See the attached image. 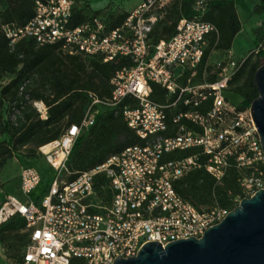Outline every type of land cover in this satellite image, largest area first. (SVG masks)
<instances>
[{"label":"built area","instance_id":"2783aa9c","mask_svg":"<svg viewBox=\"0 0 264 264\" xmlns=\"http://www.w3.org/2000/svg\"><path fill=\"white\" fill-rule=\"evenodd\" d=\"M176 1L180 0H146L114 30L98 19L71 28L77 0L38 1L36 15L26 26L4 28L12 47L33 39L40 46L60 44L64 53L73 56H102L105 63L127 57L132 63L111 80L110 98L95 99L80 125L40 148L57 172L47 193L28 205L11 196L2 202L0 225L16 214L27 221L31 243L23 264H71L73 259L113 264L117 256H137L149 241L165 248L177 239L201 238L231 210L216 206L200 212L176 192L174 183L194 171L203 170L222 183L235 164L247 171L240 179L245 198L264 190V152L251 109L240 108L227 97L236 63L213 73L214 82L207 69H201L208 40L218 33L217 28L198 16L183 19L172 39L151 44L155 27ZM196 7L205 13L203 1ZM255 54H264V42ZM152 84L167 91L170 103L161 105L151 99ZM127 98L137 105L124 107L125 120L145 145L129 147L68 181V158L81 133L95 124L96 106L116 108ZM35 107L46 118L45 105L37 102ZM190 150L196 152L166 159ZM99 175L108 180L113 194L110 204L96 195ZM20 181L22 192L30 195L42 177L36 169L25 167Z\"/></svg>","mask_w":264,"mask_h":264},{"label":"trees","instance_id":"16d2710c","mask_svg":"<svg viewBox=\"0 0 264 264\" xmlns=\"http://www.w3.org/2000/svg\"><path fill=\"white\" fill-rule=\"evenodd\" d=\"M38 1L47 0H0V175L9 161L20 157L40 158V148L59 140L73 125H80L87 108L95 99L105 100L112 96L111 80L115 74L124 67L132 66L127 57L105 63L102 56H73L64 53L60 44L40 46L33 39L21 40L12 47L4 28L26 26L36 15ZM200 1L206 7L203 15L197 12L196 6ZM253 14L262 17L261 25L254 32L255 46L245 58L236 62L228 88V93L240 97L239 106L243 109L250 108L259 96L254 77L264 64V54L256 55L255 50L264 42V0H259L254 6ZM128 16V12L110 8L94 11L88 0H77L70 26L75 28L98 19L106 29L114 30ZM197 16L218 30V33L210 36L201 64L202 72L207 69L210 82H214L216 74L228 63L208 65L212 54L231 52L236 37L242 31L235 0L174 2L168 8L166 19L155 27L151 44L155 46L160 41H169L183 19L192 20ZM152 89L151 99L154 102L161 105L170 103L166 90L157 84H152ZM37 102H42L47 108L46 118L35 107ZM136 105L137 102L127 98L122 106L116 108L96 106L102 111L95 124L81 133L68 158L66 166L71 173L65 175L68 181L103 165L129 147L145 145L129 128L123 114L125 106ZM195 152L173 153L167 155L166 159L185 158ZM246 173V170L233 164L222 183H218L207 172L194 171L176 181L174 188L200 212L216 206L232 211L238 206L235 200L246 197L240 184V179ZM3 187L0 179V192ZM95 192L105 204L111 203L113 194L104 175L96 178ZM30 243L27 221L20 214L0 225V245L9 263L23 264ZM71 264L87 262L73 259Z\"/></svg>","mask_w":264,"mask_h":264},{"label":"water","instance_id":"95a60500","mask_svg":"<svg viewBox=\"0 0 264 264\" xmlns=\"http://www.w3.org/2000/svg\"><path fill=\"white\" fill-rule=\"evenodd\" d=\"M259 92L250 109L264 152V64L254 77ZM113 264H264V190L244 198L201 238L177 239L162 247L146 242L137 256Z\"/></svg>","mask_w":264,"mask_h":264},{"label":"rangeland","instance_id":"374dc122","mask_svg":"<svg viewBox=\"0 0 264 264\" xmlns=\"http://www.w3.org/2000/svg\"><path fill=\"white\" fill-rule=\"evenodd\" d=\"M92 9L94 11H100L103 9L110 8L113 11L118 12H131L134 7L142 2V0H88ZM259 0H236V5L238 7L239 19L242 24V31L236 37L232 50L229 53H215L218 57L217 64L227 62L228 66L232 63L240 61L245 58L248 53L253 49L255 42L254 30L257 27L256 19L252 16V9L258 3ZM214 54V53H213ZM227 97L236 105H241V99L239 96L228 93ZM102 111L100 109L99 113ZM43 156V155H41ZM36 160H40L39 164L34 165V168L40 173L42 183L40 186L33 191L30 195H25L17 184V180L12 181V183H7L6 189L7 193L9 191L14 192L17 195V200L24 205H28L30 201L41 199L48 191L49 187L56 178L57 172L47 161L46 157H41ZM17 166L14 161H11L5 167V175H14L16 173ZM11 185V186H10ZM5 191L0 193V202L3 201L6 194ZM0 264H13L9 263L0 245Z\"/></svg>","mask_w":264,"mask_h":264},{"label":"crops","instance_id":"0c3cea01","mask_svg":"<svg viewBox=\"0 0 264 264\" xmlns=\"http://www.w3.org/2000/svg\"><path fill=\"white\" fill-rule=\"evenodd\" d=\"M236 1V0H235ZM144 2V0H142V2L140 3V4H142ZM140 4H138V5H140ZM137 5V6H138ZM136 6V7H137ZM237 6V5H236ZM136 7H134L133 9H135ZM237 9H238V7H237ZM253 9H254V7H253ZM253 9H252V16L256 19V22H257V27H256V29L261 25V23H262V17H260V16H255L254 14H253ZM132 11V10H131ZM129 13V12H128ZM238 15H239V12H238ZM255 29V30H256ZM254 30V31H255ZM255 46V45H254ZM218 57L215 55V53L214 54H212V56H211V58H210V60H209V63H208V65H215L217 62H218V59H217ZM41 157H43V156H41ZM40 157V158H41ZM11 161H14L15 162V164H16V166H17V170H16V173L14 174V175H5V169L2 171V173H1V175H0V179H1V181H2V183L4 184V187H3V189L1 190V192L2 191H5V193H7V189H6V184L7 183H12V181H14V180H17V184L16 185H18L19 187H20V185H21V181H20V174H21V170L23 169V168H25V167H32V168H34V165H37V164H39V161L40 160H36V159H26V158H24V157H20V158H15V159H13V160H11ZM11 161H9V163L11 162ZM8 163V164H9ZM35 169V168H34ZM37 171V170H36ZM38 172V171H37ZM39 173V172H38ZM40 174V173H39ZM43 179V178H42ZM11 186V185H10ZM21 189V188H20ZM0 192V193H1ZM14 197V198H17V195L14 193V192H12V191H9L7 194H6V196H5V198L3 199V200H5L7 197Z\"/></svg>","mask_w":264,"mask_h":264}]
</instances>
